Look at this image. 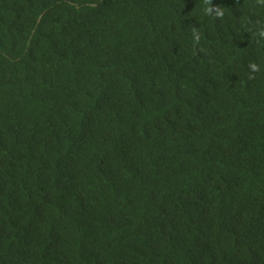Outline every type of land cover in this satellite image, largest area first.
<instances>
[{"label":"trees","instance_id":"trees-1","mask_svg":"<svg viewBox=\"0 0 264 264\" xmlns=\"http://www.w3.org/2000/svg\"><path fill=\"white\" fill-rule=\"evenodd\" d=\"M0 264H264V0H0Z\"/></svg>","mask_w":264,"mask_h":264}]
</instances>
